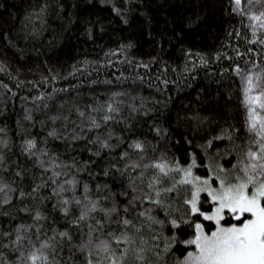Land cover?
Listing matches in <instances>:
<instances>
[{"label": "snow or ice", "instance_id": "obj_1", "mask_svg": "<svg viewBox=\"0 0 264 264\" xmlns=\"http://www.w3.org/2000/svg\"><path fill=\"white\" fill-rule=\"evenodd\" d=\"M222 7L247 19L250 40L248 35L244 39L257 45L243 53L233 49L239 59L219 69L222 76L233 72L239 77V126L227 120V109L215 115L219 123L214 132L208 129L213 123L209 116L195 111L178 116L188 146L182 162L179 149L170 146L169 128L149 116L161 103L155 98L151 107L143 99L131 105L127 115L111 99L96 103L94 97L83 107L61 101L54 114L41 113L42 135L28 131L37 120L26 109L28 123L19 143L23 160L12 151L10 138L0 139V217L6 219L0 221V264H264V0H224ZM60 9L62 3L53 8L52 0H43L24 20L46 25V17ZM113 11L123 12L115 5ZM84 23V34L91 38L95 22ZM44 30L33 28V38ZM55 42L56 37L48 41ZM0 44V55L16 47L10 30L0 31ZM221 55L218 51L206 57L188 49V60L194 63L186 64L185 71L208 66ZM244 56L249 58L242 67ZM156 59L137 67L148 69ZM90 63L112 61L85 59L69 75ZM157 79L165 86L170 83ZM53 95L41 91L32 99H40L52 112L44 100ZM230 99L231 90L225 96ZM141 122L147 132L139 129ZM214 141L226 143L214 147ZM81 149L87 159L79 157ZM227 156L232 158L225 160Z\"/></svg>", "mask_w": 264, "mask_h": 264}, {"label": "trees", "instance_id": "obj_2", "mask_svg": "<svg viewBox=\"0 0 264 264\" xmlns=\"http://www.w3.org/2000/svg\"><path fill=\"white\" fill-rule=\"evenodd\" d=\"M42 2L0 0V31L10 30L16 42V47H9L6 54L0 55V129L5 130L0 132V139L5 135L10 138L15 144L12 151L18 157L19 143L28 123L24 120L26 109L31 110L37 120L35 127L28 128V131L42 135L41 113L54 114L61 101L66 105L78 102L83 107L93 102L94 97L98 98L96 103L111 99L119 102L127 115L129 107L140 104L142 99L149 107L155 102L152 98L160 100L157 111L149 116L157 117L164 127L169 128L170 146L179 149L176 154L182 162L188 146L184 139L185 128L177 123L178 116L182 118L193 111L209 116L213 123L208 129L214 132L219 123L215 121V115H223L227 109V120L239 126L243 119L239 77L233 72L222 76L219 69L228 68L233 60L239 59L234 56L233 49L238 48L243 53L257 45L246 43L245 35L250 40L247 19L230 14L226 7H222L224 0H105L103 3L100 0H52L53 8L62 3L63 9L47 16L46 25L39 20L25 21L26 13L38 8ZM113 5L123 12L117 14ZM87 20L95 22L91 38L84 34ZM33 28L45 30L41 36L33 38ZM52 37H56V42L50 45L48 41ZM127 45L130 46L121 48ZM17 47L23 54L17 51ZM117 48L121 51H115ZM188 49L193 53H204L206 57L218 51L222 55L219 60H211L208 66L197 65L194 71L187 72L184 66L191 67L194 63L188 60ZM0 50H3L2 44ZM224 52L232 59L225 57ZM153 56L157 58L156 62L150 63L148 69L137 67L141 61L149 62ZM248 58L244 56L239 60L242 67ZM85 59L90 62L111 60L112 63H90L69 75L72 66L75 64L79 68V62ZM137 73L145 75V79H137ZM56 74L62 79H53ZM42 77H47L48 81ZM157 77L168 79L170 83L167 86L160 84ZM89 81L97 82L90 84ZM229 90L231 99L226 101ZM41 91L54 94L44 100L52 112L43 107L40 99L33 101L32 97L39 96ZM112 93L124 94L113 96ZM33 104L38 107L33 109ZM138 127L141 131H148L143 122ZM55 143L60 146V142ZM225 143L214 141L213 146L223 148ZM191 150L199 153L195 147ZM88 156L86 151L80 150L81 159ZM19 158L23 160V157ZM231 158L224 157L225 160ZM200 171L203 174L205 170L201 168ZM0 199H3L2 193ZM15 203L13 200L12 204ZM0 221L6 223L3 217Z\"/></svg>", "mask_w": 264, "mask_h": 264}]
</instances>
